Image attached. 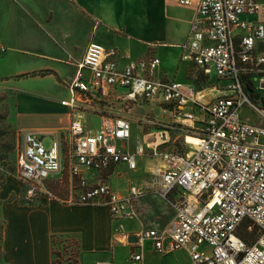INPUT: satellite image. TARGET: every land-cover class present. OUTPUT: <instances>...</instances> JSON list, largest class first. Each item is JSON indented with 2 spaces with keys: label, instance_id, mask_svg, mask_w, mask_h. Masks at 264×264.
Returning a JSON list of instances; mask_svg holds the SVG:
<instances>
[{
  "label": "built area",
  "instance_id": "2783aa9c",
  "mask_svg": "<svg viewBox=\"0 0 264 264\" xmlns=\"http://www.w3.org/2000/svg\"><path fill=\"white\" fill-rule=\"evenodd\" d=\"M179 3L191 6L192 0ZM262 17L264 0L199 1L181 60L219 81L212 97L186 83L154 79L159 58L133 60L91 41L63 102L71 111L64 138L21 133L17 171L24 198H55L49 178L67 168L70 192L62 202L106 206L117 232L125 231V221L140 218L144 197H158L173 211L169 222L143 225L134 235L128 264H143L147 243L159 256L186 251L191 264H264ZM6 51L0 45V62ZM130 102L156 104L168 128L134 149L129 118L114 108ZM89 114L100 119L96 129L89 128ZM180 123L186 128L179 129ZM169 130H182L196 142L187 143L188 135L187 152L170 150ZM46 136L52 137L48 149ZM142 159L155 161L145 184L127 180L120 193L103 177L112 171L123 179L119 171L125 169L138 173Z\"/></svg>",
  "mask_w": 264,
  "mask_h": 264
},
{
  "label": "crops",
  "instance_id": "0c3cea01",
  "mask_svg": "<svg viewBox=\"0 0 264 264\" xmlns=\"http://www.w3.org/2000/svg\"><path fill=\"white\" fill-rule=\"evenodd\" d=\"M199 1L185 6L179 0H0V45L7 48L0 78L17 83L14 129L54 137L66 134L71 111L63 102L70 97L69 85L91 41L133 60L159 58L154 79L185 83L193 67L181 60L182 47L188 42ZM148 168L141 161L139 170ZM140 178L149 181L145 173ZM124 182L118 178L112 185L124 193L129 181L122 187ZM19 194L15 183L0 192L5 264H53L54 235L77 237L80 264H128L134 248L127 236L136 235L143 225H163L173 217L170 209L172 215L165 223L145 224L144 197L138 204L140 218L125 221V231L117 232L104 205L66 203L47 196L22 204ZM11 196L14 199L8 201ZM147 197L163 203L158 197ZM146 248L143 264H162V256L151 251L150 243Z\"/></svg>",
  "mask_w": 264,
  "mask_h": 264
},
{
  "label": "rangeland",
  "instance_id": "374dc122",
  "mask_svg": "<svg viewBox=\"0 0 264 264\" xmlns=\"http://www.w3.org/2000/svg\"><path fill=\"white\" fill-rule=\"evenodd\" d=\"M264 21V17L261 18ZM188 87H193L197 90L205 91L208 96L216 95L212 88L217 87L219 89V81L216 80L214 76L207 77L203 73L191 69L188 74V80H185ZM220 85H223L221 83ZM18 93L17 83L12 80L0 78V192L4 190L7 186L11 184H18L20 188L19 201L22 204H32L37 201L40 197L35 200H26L24 198V187L20 183L17 171V158L21 150V133H17L12 125V117L15 111L16 95ZM264 94V92H262ZM258 98V97H256ZM115 110L128 116L131 127H132V139L129 144L130 149H134L138 143L144 139L151 138L153 133L161 130H166L164 125L165 115L162 110L154 103L143 102L134 104L130 102V105H121L120 103L114 104ZM243 114L249 116L251 120H257L254 115L249 113V110H244ZM90 129H96L100 124L99 118L94 114H89L85 116ZM167 120V119H166ZM170 121V119H169ZM188 124V123H186ZM198 126V124H196ZM179 129L186 128L185 125L179 124ZM170 133V143L167 146L170 150L187 152L188 147L184 145V139L186 135L182 130H169ZM24 132V131H23ZM42 134V133H41ZM46 134V133H44ZM64 138V134L57 135ZM190 136V135H189ZM43 143L45 148H50L52 146V137L46 136L43 138ZM165 149V148H164ZM140 159V158H139ZM145 163V167H151L154 165L155 161L149 159H142ZM143 171V172H142ZM121 176L124 178L121 181L125 187L128 182L127 180L143 181L146 183L145 179L140 178L141 173H145L146 178H148L147 170H139L138 173H129L126 169L120 170ZM118 173V172H116ZM112 174V171L103 174V177L108 179L112 184L115 185V179L117 174ZM112 174V177L109 176ZM69 173L67 168L63 171L61 175L50 176V182H48V188L53 194V196L61 201H64L69 196ZM138 181V182H139ZM151 197H146L142 204V221L145 223L147 221H163L164 223L168 221L171 217L170 208L166 206L163 202L160 205L156 204ZM14 199L11 196L8 201ZM3 200L0 198V206ZM162 202V201H161ZM146 224V223H145ZM155 224H159L155 222ZM162 224V223H161ZM4 226V221L0 215V264H5L2 261L1 246H2V230ZM55 264H80V249L78 247L77 237H64L57 241L53 251ZM162 264H191L190 257L186 251H175L169 255L162 256Z\"/></svg>",
  "mask_w": 264,
  "mask_h": 264
},
{
  "label": "trees",
  "instance_id": "16d2710c",
  "mask_svg": "<svg viewBox=\"0 0 264 264\" xmlns=\"http://www.w3.org/2000/svg\"><path fill=\"white\" fill-rule=\"evenodd\" d=\"M64 237H68V236H64V235H54V236H52V246H53V251H54V247H55V245L57 244V241H58L59 239L64 238ZM245 239H246V236H245ZM78 247H79V245H78ZM53 264H55V261H53Z\"/></svg>",
  "mask_w": 264,
  "mask_h": 264
},
{
  "label": "water",
  "instance_id": "95a60500",
  "mask_svg": "<svg viewBox=\"0 0 264 264\" xmlns=\"http://www.w3.org/2000/svg\"><path fill=\"white\" fill-rule=\"evenodd\" d=\"M263 87H264V84H263ZM128 242L129 243H136L137 242V238L135 236H130L128 238Z\"/></svg>",
  "mask_w": 264,
  "mask_h": 264
},
{
  "label": "bare ground",
  "instance_id": "6f19581e",
  "mask_svg": "<svg viewBox=\"0 0 264 264\" xmlns=\"http://www.w3.org/2000/svg\"><path fill=\"white\" fill-rule=\"evenodd\" d=\"M196 139L192 138L191 136H188L187 143H195Z\"/></svg>",
  "mask_w": 264,
  "mask_h": 264
}]
</instances>
